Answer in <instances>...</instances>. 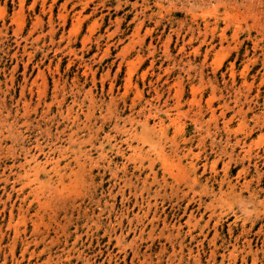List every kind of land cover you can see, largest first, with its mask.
<instances>
[{
    "label": "rangeland",
    "instance_id": "1",
    "mask_svg": "<svg viewBox=\"0 0 264 264\" xmlns=\"http://www.w3.org/2000/svg\"><path fill=\"white\" fill-rule=\"evenodd\" d=\"M0 264H264V0H0Z\"/></svg>",
    "mask_w": 264,
    "mask_h": 264
}]
</instances>
